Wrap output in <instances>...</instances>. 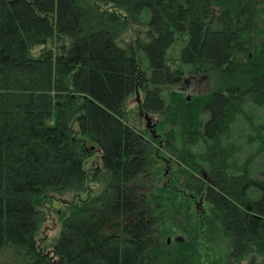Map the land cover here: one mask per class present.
I'll use <instances>...</instances> for the list:
<instances>
[{
	"label": "trees",
	"instance_id": "16d2710c",
	"mask_svg": "<svg viewBox=\"0 0 264 264\" xmlns=\"http://www.w3.org/2000/svg\"><path fill=\"white\" fill-rule=\"evenodd\" d=\"M197 77L213 89L189 99ZM132 96L162 151L128 125ZM247 103L264 108V0H0V264H264V180L227 144Z\"/></svg>",
	"mask_w": 264,
	"mask_h": 264
},
{
	"label": "rangeland",
	"instance_id": "374dc122",
	"mask_svg": "<svg viewBox=\"0 0 264 264\" xmlns=\"http://www.w3.org/2000/svg\"><path fill=\"white\" fill-rule=\"evenodd\" d=\"M138 39H144V28L134 26L127 32L123 33L118 43L121 47L125 48L130 44H134ZM64 42L67 44L66 41ZM61 44V42H56L54 46L56 47ZM180 49L181 44L178 43V45L173 47L170 51V55L173 59H178ZM196 79L200 81L199 77ZM212 89L213 85L211 81L206 79L203 81L202 89L199 93L207 92ZM138 106V96H132L127 102L128 125L150 138V130L147 129V122L144 118L145 113H142ZM243 108L245 109L244 115L237 116L236 121L232 125L231 136L227 141V144H229L228 147L236 150L234 156L236 157L238 170H236L235 173L240 174L241 170L239 169H246L247 167L245 164L248 163L251 178L254 180H264V108L258 107L252 103H247ZM149 116L152 120V125L154 128L158 129V134H160L163 119L157 114H150ZM164 129L165 132H167V129L170 130V128L166 129V127ZM161 143L164 145L163 141ZM162 168L165 170V165H163ZM175 169L176 167L174 166L172 172H175ZM99 190L100 187L97 186L95 192H98ZM62 203L63 201L50 205L49 220L39 235V241L41 242L42 247L49 250L55 245L62 231V219L60 214L56 213L57 211L65 210V206ZM206 206L209 207L205 204V207ZM191 209L194 219L196 221H198V219L201 221L203 217H201L200 212L197 211L194 204L193 208L191 206ZM174 239L175 237L171 239L172 242ZM224 242H226V240H223L222 244ZM242 264H250V262L246 261Z\"/></svg>",
	"mask_w": 264,
	"mask_h": 264
},
{
	"label": "flooded vegetation",
	"instance_id": "af4514ba",
	"mask_svg": "<svg viewBox=\"0 0 264 264\" xmlns=\"http://www.w3.org/2000/svg\"><path fill=\"white\" fill-rule=\"evenodd\" d=\"M203 81H205V79H200V81H198L195 78L184 79V81H182V83L180 85H178V89H179V91L181 93H183L184 95L188 96L189 99H190L191 96L196 95L197 93L200 92V90L202 89ZM148 130H150V129H148ZM157 130H158L157 128L153 127V131H155V135L151 134V130L149 132L150 135L149 134L148 135L150 136V138L154 137L155 139H158V141L160 142L158 144V147L162 151V149H163V144L161 143L162 142V136H161V134H158ZM150 140L151 139H149V141ZM161 160H162L163 165H165V167H166L164 178L169 179L172 176V174L174 173V172H172L173 171V167L175 166L174 160L173 159L169 160V159H166V158H161ZM203 179L204 180H208L207 176L205 174L203 175ZM250 179L252 180L251 177H250ZM188 196H189V198L191 200L192 208H193V204H194V206L196 207L197 211L200 212L201 217H203L201 221L198 219V222L204 223V221L206 219V213H207V210L209 208L207 206L205 207V204H207V203L205 202L204 197L203 196L199 197L198 195H193L192 193L188 194ZM171 242H172V240L169 239L168 240V244H170ZM226 261L229 264H236L234 262V260L231 257H229V256H228Z\"/></svg>",
	"mask_w": 264,
	"mask_h": 264
},
{
	"label": "water",
	"instance_id": "95a60500",
	"mask_svg": "<svg viewBox=\"0 0 264 264\" xmlns=\"http://www.w3.org/2000/svg\"><path fill=\"white\" fill-rule=\"evenodd\" d=\"M138 104H140L139 96H138ZM144 118H145V120L147 122V129H150L151 130V134L155 135V131H153V127L154 126H152V120H151L149 114H144Z\"/></svg>",
	"mask_w": 264,
	"mask_h": 264
}]
</instances>
